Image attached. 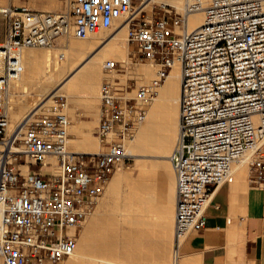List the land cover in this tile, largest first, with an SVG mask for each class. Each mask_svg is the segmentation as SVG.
<instances>
[{
	"label": "built area",
	"instance_id": "2783aa9c",
	"mask_svg": "<svg viewBox=\"0 0 264 264\" xmlns=\"http://www.w3.org/2000/svg\"><path fill=\"white\" fill-rule=\"evenodd\" d=\"M143 1L68 0L61 11L1 6L7 28L0 42V106L10 80L23 70V48L53 47L69 33L85 37L108 28ZM196 10L204 21L187 31L188 14ZM165 11L171 13L166 5H153L150 15L139 8L129 19L128 43L157 62L159 77L134 87L116 77L103 79L95 130L101 150L70 148L66 100L56 96L49 114L25 122L21 140L27 159L17 165L11 158L17 160L20 152L10 147L17 137L8 147L9 117L0 110V264H61L74 252L77 233L107 180L130 159L124 138L144 119L140 101L157 95L175 59L181 75L178 140L169 155L175 173L172 264H179L186 237L204 227L215 191L234 180L232 163L263 138L264 0H185L182 11ZM115 63L105 60L104 69L113 71ZM258 150L249 173L257 184L264 180V150ZM23 164L31 171L23 173ZM52 165L60 171L42 172Z\"/></svg>",
	"mask_w": 264,
	"mask_h": 264
},
{
	"label": "bare ground",
	"instance_id": "6f19581e",
	"mask_svg": "<svg viewBox=\"0 0 264 264\" xmlns=\"http://www.w3.org/2000/svg\"><path fill=\"white\" fill-rule=\"evenodd\" d=\"M154 3L170 5L177 12L182 11L185 6V0H144L134 12L117 19L110 26L111 29L99 28L85 37L69 33L59 37L56 45L51 49L41 46L23 48L20 55L23 70L18 78L10 80L9 83L19 90V94L8 101L6 111L10 118L6 137L21 136L25 122L35 113L48 114L54 105L53 97L56 95H63L67 100L77 102V93L83 92L84 100L88 103L87 107L93 108L89 104L97 99L100 80L103 77L113 79L114 71L104 69L105 60L115 59L122 64L129 61L130 46L127 44L128 41L126 42L129 19L132 15H138L139 8L147 9L150 15ZM59 4L60 0H57V3L52 5ZM203 21L204 13L201 10L193 11L188 14L185 30L191 31ZM159 72L157 62L151 59L149 62L131 67L128 75L136 78L137 84H148L159 77ZM180 73V62L175 59L158 87L157 95L140 101L145 111L144 119L137 122L132 134L124 138L126 151L135 160V166L141 174L145 175L147 172L145 158L162 157L159 158L158 163H155L156 160L158 161L157 158L152 159L154 162L152 167L157 170L161 166L160 170L163 171L162 173L158 171L160 174L158 175L162 176V184L172 194L175 191V173L172 168L173 179L169 155L177 143L179 133ZM132 93L134 94L135 90ZM6 95L10 96L8 88ZM29 101L32 103L28 106ZM94 110L98 115V110L96 108ZM96 121L97 118L93 120ZM80 123L76 122L68 129L69 134H73L69 138V145L76 151H99L101 141L99 142L100 139L98 140L97 135L93 134L92 123ZM109 136L115 135L111 133ZM263 142L264 136L257 145L247 149L232 163V171L246 170ZM9 144H11L10 139L8 147ZM10 147L14 152L24 150L23 144L10 145ZM164 157L168 158L163 159ZM55 159L50 157L49 160L55 162ZM21 167L23 173L31 171L27 164ZM130 170L114 171L98 198L95 210L85 218L83 227L76 236L74 252L61 264H168V250L166 251L164 247L168 245V239L172 238L170 234L174 231L175 210L166 209L162 205L156 214H152L149 204L138 203L136 188L145 184L147 180L145 176L135 177L140 175L131 178L132 170ZM59 171L60 169L55 165L42 168V172L58 173ZM129 178L133 179L129 183L131 209L129 212H122L126 209L122 207L123 204L118 197L123 190V180ZM108 211L110 217L107 215ZM2 215L3 204L0 201V223ZM152 215H157L158 219H151ZM170 258L172 264V252Z\"/></svg>",
	"mask_w": 264,
	"mask_h": 264
},
{
	"label": "crops",
	"instance_id": "0c3cea01",
	"mask_svg": "<svg viewBox=\"0 0 264 264\" xmlns=\"http://www.w3.org/2000/svg\"><path fill=\"white\" fill-rule=\"evenodd\" d=\"M6 28L0 30V41ZM246 170H237L232 182L215 191L204 227L181 245L179 264H264V180L252 183L250 165ZM161 177L137 186L138 199L151 204L152 214L162 205L175 210V191L166 190Z\"/></svg>",
	"mask_w": 264,
	"mask_h": 264
},
{
	"label": "rangeland",
	"instance_id": "374dc122",
	"mask_svg": "<svg viewBox=\"0 0 264 264\" xmlns=\"http://www.w3.org/2000/svg\"><path fill=\"white\" fill-rule=\"evenodd\" d=\"M67 2H68V0H60V4L59 5L53 6L52 4L53 3L56 4L57 0H0V6L24 5V6H27L29 8H35V9H46V10H51V11H61V10L66 8L65 5H67ZM153 5H158V4L154 3ZM166 8L171 11V13H169L168 11H165L166 14L174 15V13L176 11V9L174 7H172L170 5H166ZM154 10H156V9H154ZM146 11H147V9H146ZM147 14L149 15L148 11H147ZM145 15H146V12H142L141 16L143 17ZM6 25H7V20L4 17L0 16V30L5 29ZM111 28L112 27H110L108 29H111ZM0 42H2V41H0ZM126 42H127V40H126ZM127 44L130 46V48L128 50V57L130 58L129 61L122 64V63H120V61L114 59L116 63H115V68L113 70L114 72L112 73L113 76L111 74L110 75L112 76V78L116 77L121 82H127L128 85H130L131 87H134L135 85L137 86L140 83L137 84L136 78L129 76L128 75V71L131 69V67L133 68L134 66H136V65H138L139 63H142V62L143 63L144 62H149V61H151V59L143 58V56L137 51V48L135 47V45H133L131 43H127ZM53 47H43V48L51 49ZM158 67H159V65H158ZM103 79H106V78L103 77L100 80L99 88H100V83L103 81ZM8 90H10V96L7 97V95H6L5 97H3L2 98V105L3 106H0V110L1 111L4 110L6 113H7L6 109H7V105H8L9 99H11L12 97H17L18 94H19V90H17L14 87H12V85L10 86V84L8 85ZM77 95H78V101L77 102L69 101V100H67V97H65L63 95H56V96H63V98L66 100L67 112H68V115H69V118H70L69 128H71L72 125H74L76 122L77 123L78 122L79 123L80 122H82V123L91 122L92 123V127H93L92 132H93L94 135H96L95 134V130H96V127H97V124H98L99 104H100L99 89H98L97 99L95 101H92V104H89L90 106H93V108L87 107L88 103H86V101L84 100V93L83 92H78ZM56 96H54V97H56ZM54 97H53V99H54ZM31 103H32V101H29L28 102V106L31 105ZM95 108L98 110V115H97V113H95V110H94ZM50 112H48V114ZM41 115H44V113L43 112L35 113V116H41ZM9 118H10V116H9ZM96 118H97V121L93 122V120H95ZM69 133H70V131H69ZM72 136H73V134H70V137H72ZM12 138H13V136L10 138V141H11ZM98 140H99V138H98ZM99 142H100V140H99ZM21 145H22V140H21V136H19V137H17L16 143H15L14 146H21ZM100 145H101L100 146V150H101L102 147H103L101 142H100ZM260 147H262V150H264V142L259 146V148ZM70 148H72V146H70ZM258 149L256 150L254 156L252 157V160H254L258 156V151H259ZM155 158L158 159V161L156 160L155 163H158L160 161L159 158H162V157H153L152 159L154 160ZM167 158L168 157H164L163 159H167ZM25 159H27V158H26V156H25V154L23 152H20V156H18L17 160H15L14 158H11V160L14 163H17V165H19L20 163L25 162ZM152 159L151 158L150 159L149 158H145L144 159L145 167H146V171H147L145 175L141 174L139 169L135 166V160L132 158V156H130V159L127 161V163H125L124 165L120 166L117 169H128V171H129V169H131L132 170V171L130 170L131 171L130 173H131V176H132L131 178H134L133 177L134 175H140V176H135V177H141V178L143 176H145L144 178L147 180V182L151 183L152 181H155L157 177H159L160 174H159L158 171H160V173H162V171H163V170H160L161 166L158 167L157 170L152 167V164H154V162H152L153 161ZM170 167H171V165H170ZM20 168L22 170V167H20ZM31 169H37V168L36 167H31ZM247 170H249V167H248ZM171 171H172V174H173L172 167H171ZM233 173L236 176V170L235 169H234ZM173 179H174V174H173ZM108 180H107V182H108ZM131 180H133V179L129 178V179L123 180V182H122V189L123 190L121 191V195L118 197L119 201L123 204L122 207L126 209V210L123 209L122 212H129L130 209H131L130 208V202H131L130 201V184H129L131 182ZM137 180H138V178H137ZM134 181H135V179H134ZM136 189H137L136 190V194L140 195L142 192L140 193V190H138V187ZM139 202H142V201H140L138 199V203ZM141 204H144V203H141ZM149 209L151 210V207H149ZM94 210H95V208H94ZM109 212L110 211H108L107 215L110 217L111 215L109 214ZM151 219L157 220L158 217H157V215L156 216L152 215ZM173 219H174V217H173ZM82 227H83V225L81 226V228ZM81 228H80V230H81ZM80 230H79V232H80ZM79 232L77 233V235H79ZM173 232L174 231H172V234H170V238L171 237L172 238L168 239V242H169L168 245H170V246L167 245L166 247H164L166 249V251L168 250V255H169L168 264H170V260H171L170 257H171V252H172ZM163 251H164V249H163Z\"/></svg>",
	"mask_w": 264,
	"mask_h": 264
}]
</instances>
